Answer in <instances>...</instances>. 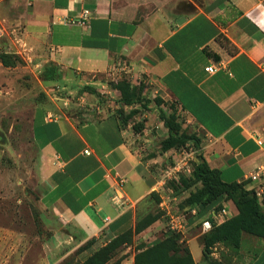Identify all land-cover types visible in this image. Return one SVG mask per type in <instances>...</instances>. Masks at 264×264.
Wrapping results in <instances>:
<instances>
[{
  "label": "crops",
  "instance_id": "0c3cea01",
  "mask_svg": "<svg viewBox=\"0 0 264 264\" xmlns=\"http://www.w3.org/2000/svg\"><path fill=\"white\" fill-rule=\"evenodd\" d=\"M184 1L186 7L171 12L175 0H28L26 37L47 46L51 65L76 94L38 105L32 121L50 231L40 264H60L94 239L77 254L83 261L158 208L151 195L160 159L144 158L136 145L140 115L132 110L140 103L124 104L112 86L127 76L175 102L203 130L209 140L204 157L224 181L252 187L248 175L264 165V2ZM84 9L91 11L89 26L67 23ZM211 65L214 73L206 70ZM116 172L128 179L120 189ZM117 191L127 199L125 208L111 201ZM222 205L230 218L238 214L232 200ZM165 226L159 219L136 238L151 244ZM180 235L195 263L205 261L190 247L199 240L204 251L200 224L192 220ZM137 251L121 264H134ZM228 264H264V237L243 232Z\"/></svg>",
  "mask_w": 264,
  "mask_h": 264
},
{
  "label": "rangeland",
  "instance_id": "374dc122",
  "mask_svg": "<svg viewBox=\"0 0 264 264\" xmlns=\"http://www.w3.org/2000/svg\"><path fill=\"white\" fill-rule=\"evenodd\" d=\"M186 6L187 1L183 3L175 0L170 10L178 12ZM29 7L28 0H0V54L7 55L16 63L5 67L0 61V264H40L44 256L43 242L50 231L45 225L47 212L40 203L41 153L32 136V121L38 105H48L55 96L69 98L75 94H72L70 83L63 79L64 72L55 80L60 74L58 75L55 65L50 63L47 46L39 47L26 37ZM50 74L55 77L53 80L48 79ZM126 78L132 81L129 76ZM102 81L108 84L106 89L109 90L110 81ZM141 83L145 86L144 100L139 108L132 110L140 115L135 123V133L140 134L141 139L136 142L137 147L146 154L144 158L159 157V162L154 166L158 179L162 170L178 160L183 150L192 154L193 159L189 163L193 166L194 161L201 154L204 155L209 142L203 130L189 121L175 102H165L154 97L151 85ZM160 109L174 115L181 125V132L187 137H193L163 155L162 144L168 136V129L160 119ZM146 130L149 132L146 133ZM180 175L181 178L182 174ZM176 182H180V179ZM185 195L186 189L183 188L178 194L179 204L183 202ZM158 197H155L157 202ZM179 208L183 209L181 204ZM155 211L164 215L160 206ZM161 219L167 225V218L163 216ZM164 232L166 226L163 235ZM163 235L161 233L159 237ZM202 237L203 235L200 236L201 242ZM141 245L147 243L141 244L135 237L132 243L120 248L110 263L119 258H128ZM190 247L196 258L203 256L199 240L192 241ZM212 251L211 258L217 263L228 264L234 257V251L223 244L215 245ZM205 261L200 264H211L210 261ZM81 262L73 254L60 264Z\"/></svg>",
  "mask_w": 264,
  "mask_h": 264
},
{
  "label": "trees",
  "instance_id": "16d2710c",
  "mask_svg": "<svg viewBox=\"0 0 264 264\" xmlns=\"http://www.w3.org/2000/svg\"><path fill=\"white\" fill-rule=\"evenodd\" d=\"M0 61L5 67L16 64L4 54H0ZM48 70L51 72L50 69ZM55 71L57 73L56 69ZM59 77L60 75L55 78L50 74L48 79L58 80ZM143 84L134 85L125 78L112 83V86L121 92V102L132 105L143 102L145 88ZM85 89L98 95L97 91L91 87H85ZM159 116L168 129V136L162 144V154H167L172 149L179 147L180 144H184L187 139L193 138L187 137L184 132H181V125L174 115H169L160 109ZM170 186L174 188L177 195L181 189H186V195L182 198L183 202L180 203L183 209L179 208L180 204L177 206L178 209L182 211L196 207L199 209L201 217L206 216L212 206L221 207L225 200H232L237 206V215L221 225H214L210 232L203 234L204 258L211 264H221L211 258L215 245L223 244L231 248L235 255L241 246L243 232L264 237V203L259 202L255 190L250 187L248 182L224 181L221 172L212 168L203 154L194 161L191 175H182L180 182L173 181ZM194 186L197 187L193 189ZM151 196L154 199L159 196V201H156L159 206L161 202L159 193L153 192ZM208 208L210 209L207 211ZM162 217V213L158 211L148 214L137 222L135 229H130L106 245L99 247L80 264H109L120 248L125 244L132 243L138 234ZM181 239L180 234L170 233L163 235L161 239L151 244L141 245L135 255L134 264H196L188 246ZM94 244V239L89 240L77 250L76 255L90 249ZM122 260L124 259L119 258L110 264H121Z\"/></svg>",
  "mask_w": 264,
  "mask_h": 264
},
{
  "label": "built area",
  "instance_id": "2783aa9c",
  "mask_svg": "<svg viewBox=\"0 0 264 264\" xmlns=\"http://www.w3.org/2000/svg\"><path fill=\"white\" fill-rule=\"evenodd\" d=\"M264 2V0H261ZM91 18V11L84 9L80 18L74 20H68L70 25L89 26ZM207 72L214 73L216 68L211 65L206 68ZM261 144V142H259ZM89 153V151H87ZM192 154L183 150L180 153L178 160H175L171 165L169 164L162 170L160 178L157 180L154 187V192L159 193L161 202L159 204L161 211L167 218L166 232L165 234L177 233L182 234L189 231L192 224V220L197 221L200 224L201 233L206 234L210 232L214 225H221L230 219V213L227 206L213 207L209 210L206 216L201 217L199 209L194 207L180 211L178 209L179 199L175 193L174 188L170 186V183L174 180L180 179V174H191L193 166L190 162L192 160ZM196 161V160H195ZM117 187L120 189L127 182V177L120 175L116 172ZM251 183L252 188L255 190V194L260 203H264V165L259 166L256 171L250 173L247 177ZM112 203L117 208H125L128 205L127 199L124 195L117 191L112 197Z\"/></svg>",
  "mask_w": 264,
  "mask_h": 264
}]
</instances>
